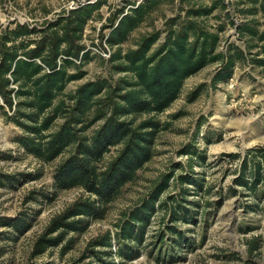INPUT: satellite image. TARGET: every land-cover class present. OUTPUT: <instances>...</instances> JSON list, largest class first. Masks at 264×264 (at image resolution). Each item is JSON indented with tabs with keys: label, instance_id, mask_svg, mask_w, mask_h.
<instances>
[{
	"label": "trees",
	"instance_id": "16d2710c",
	"mask_svg": "<svg viewBox=\"0 0 264 264\" xmlns=\"http://www.w3.org/2000/svg\"><path fill=\"white\" fill-rule=\"evenodd\" d=\"M162 2L144 0L127 13L125 8L116 9L115 15L122 16L117 23L118 16L108 18L109 23L103 24L101 31L109 28V33L101 37L111 49L110 57L103 59L120 76L114 83L106 77L89 79L69 93H66L68 84L86 75L83 67L93 57L92 50H86L83 44L84 29L89 19L99 12L103 1L64 11L39 27L17 22L14 27L9 25L0 31V99L3 100L0 108L8 120L22 129L16 143L44 163L68 153L56 168L51 191L32 190L25 197V204L38 200L36 192H42L47 202L53 201L60 189L81 187L86 193L51 218L35 241L32 258L61 245L68 233H82L92 220L104 217L106 205L128 182L136 180L138 171L155 155L158 134L171 125L158 115L179 98L189 77L210 64H217L211 79V86L217 87L233 76L241 62L264 71V28L261 27L264 22L257 16L260 12L264 14V0L235 2V11L243 13L244 20L232 23L244 46L231 42L222 48L225 23L214 27L205 22L218 7L225 9L223 0H212L210 5L201 4L200 0H180V3H188L184 17L179 14L169 18L165 30L143 35L136 47L124 49L123 44L131 33ZM226 18L231 19V14L227 12ZM205 86V83L199 85L190 93L188 101H194ZM6 107L12 112L6 111ZM180 115L176 113L172 117ZM194 146L185 145L180 151L188 155L187 168L176 163L175 169L165 173L147 196L124 213L113 236L118 241L117 251H113L115 242L108 230L92 242L90 254L68 264H94L84 261L92 256L96 262L111 264L113 262H105L103 256H114V253L123 260L137 258L140 254L137 248L133 251V246H122L119 242L140 245L158 208H166L169 214L166 230L179 237L178 245L185 243L177 224L193 218V207H188L192 205L188 186H194L193 193L197 195L204 181L195 171L194 163L200 164L205 156ZM112 148H117V153L103 163ZM7 154V158L14 157L12 153ZM0 155L5 156V153L0 152ZM225 156L234 158L232 160L239 158L234 184L243 188L245 194H254L259 186H264V146L251 147L244 155L229 153ZM177 167L186 169L175 178L181 190L176 195H167L156 207V202L169 189ZM19 176L22 182L36 177L34 173L0 172V187L15 186ZM231 189L234 194L238 192L233 186ZM194 204L197 207L200 203ZM32 221L33 215L21 211L14 217L1 216L0 226L11 230L17 238L29 231ZM69 246H63L64 253Z\"/></svg>",
	"mask_w": 264,
	"mask_h": 264
},
{
	"label": "rangeland",
	"instance_id": "374dc122",
	"mask_svg": "<svg viewBox=\"0 0 264 264\" xmlns=\"http://www.w3.org/2000/svg\"><path fill=\"white\" fill-rule=\"evenodd\" d=\"M82 1L0 0V31L9 25L14 27L17 22L42 26L44 21L56 19L64 11H69L71 5ZM98 1H103V4L99 12L86 24L83 40L86 50H92L93 57L83 67L86 75L68 84L66 93L74 91L89 79L106 77L114 83L120 76V73L113 71L110 63L103 59L105 39L101 34L107 35L109 28L104 31H101V28L103 24L109 23L108 18L118 16L115 15L116 9L126 10L137 3V0ZM211 2L212 0H200L199 3L210 5ZM187 7V2L163 0L131 33L123 48H134L143 35L159 29L165 30V23L169 18L179 14L184 17V9ZM226 13V9L218 7L205 22L210 26L225 23L221 34L222 48L231 42L244 46L243 41L238 39L233 19H227ZM257 16L264 22L262 12ZM235 17L243 18L244 14L236 10L233 15V18ZM117 18L115 17V20ZM261 27L264 28V23ZM164 35L163 33L162 38ZM216 68L217 64H210L189 77L179 98L158 115L160 120L170 121V127L158 134L155 155L138 171L136 180L128 182L121 193L106 205L104 217L92 220L88 229L82 233H68L61 245L50 248L35 258L31 257L35 241L44 232L51 218L63 212L86 193L81 187L60 189L53 201L47 202L46 199L43 200L42 192H36L38 200L25 204V197L30 191H51L56 168L68 153L51 163L41 162L32 154L26 153L15 141L22 129L8 120L0 108V152L5 153V156L0 155V172L36 175L34 179L24 182L19 176L21 180L16 181L15 186L0 187V217H14L21 211H28L33 215L32 227L17 238L11 230L0 226V264H41L48 261L54 264H68L84 254H90L92 242L108 230L111 231L115 242L113 251H117L118 241L113 237L117 223L125 212L147 196L165 173L175 169L176 163H181L186 168L189 166L188 155L180 151L191 143L205 156L200 164L194 163L195 171L199 172L204 181L203 189L197 195L193 193L192 188L195 187L188 186L191 189L188 199L193 205L188 204V207H193V218L177 224L178 230L183 232L185 243L178 245L179 237L166 230L169 214L166 208H158L140 245L135 246L127 241L119 242L122 246H133V251L137 248L140 251L137 258L123 260L114 253V256L104 255V261L113 262L111 264H264V186H259L254 194H245L243 188L234 184L239 158L232 160L234 158L225 156L229 153L244 155L251 147L264 146V71L251 63L241 62L227 82L212 87L211 79ZM203 83L206 86L200 95L189 102L190 93ZM2 104L3 100L0 99V105ZM6 111L12 112L8 107ZM176 113L181 115L173 118L172 115ZM7 153H12L14 157L7 158ZM116 153L117 148H112L105 155L103 163L109 161ZM184 169L176 168L169 189L156 202V207L167 195L179 193L181 189L175 178ZM232 186L237 189L236 194L233 193ZM194 203L200 204L195 207ZM64 245H71L65 253ZM95 259L92 256L84 261L105 264L96 262Z\"/></svg>",
	"mask_w": 264,
	"mask_h": 264
},
{
	"label": "built area",
	"instance_id": "2783aa9c",
	"mask_svg": "<svg viewBox=\"0 0 264 264\" xmlns=\"http://www.w3.org/2000/svg\"><path fill=\"white\" fill-rule=\"evenodd\" d=\"M98 0H83L81 3L79 2L78 4L76 5H71L70 8L71 9H74L76 7H78L79 5H83V4H86V3H95L97 2ZM144 0H137V3L133 4L132 6L128 7L126 10H125V13L128 12V10L130 8H134L136 7L137 5H139L140 3H142ZM238 1V0H223L224 2V5H225V9H226V12L230 13L231 14V17L232 19L236 22V23H240L241 21H243L244 19L241 17H235L233 18V15H234V12H235V2ZM122 15L119 16V18L121 17ZM119 18L116 20V23L118 22ZM214 27H216L217 25L216 24H213ZM103 56L108 59L110 57V54H111V49L110 47L105 43V49H103V52H102Z\"/></svg>",
	"mask_w": 264,
	"mask_h": 264
}]
</instances>
